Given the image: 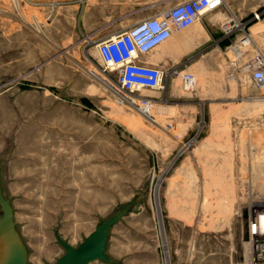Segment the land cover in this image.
Returning a JSON list of instances; mask_svg holds the SVG:
<instances>
[{
    "label": "rangeland",
    "instance_id": "rangeland-1",
    "mask_svg": "<svg viewBox=\"0 0 264 264\" xmlns=\"http://www.w3.org/2000/svg\"><path fill=\"white\" fill-rule=\"evenodd\" d=\"M54 1L0 0V170L28 264L54 261L65 251L57 233L78 244L131 200L111 227L115 261L88 264H240L250 214L264 209V136L244 130L237 142L229 122H264V89L242 72L229 80L206 39L192 47L211 12L153 51L166 66L207 69L190 90L179 76L142 89L160 98L154 123L88 72L113 81L89 35L143 16L101 9L112 25L94 33L87 7L108 0ZM109 1L114 11L145 0Z\"/></svg>",
    "mask_w": 264,
    "mask_h": 264
},
{
    "label": "built area",
    "instance_id": "built-area-1",
    "mask_svg": "<svg viewBox=\"0 0 264 264\" xmlns=\"http://www.w3.org/2000/svg\"><path fill=\"white\" fill-rule=\"evenodd\" d=\"M224 3V0H178L120 29L91 33L88 45L97 48L105 69L113 72L111 85L116 102L147 112L160 98L143 93L142 89L164 88L174 80V76L180 77L184 89L192 87L194 73L181 67V64H147L142 61V57L153 52L175 32L200 20L205 11H212ZM254 15L260 17L259 12ZM236 27H241L244 32L231 46L229 63L236 72H242L243 76L249 75L258 88L264 89V49L247 31L244 23L228 21L223 24L226 33H231ZM262 216L264 209H257L250 214L247 231L250 249L240 264H264Z\"/></svg>",
    "mask_w": 264,
    "mask_h": 264
},
{
    "label": "crops",
    "instance_id": "crops-1",
    "mask_svg": "<svg viewBox=\"0 0 264 264\" xmlns=\"http://www.w3.org/2000/svg\"><path fill=\"white\" fill-rule=\"evenodd\" d=\"M178 0H155L154 2L148 1H138L131 5H124L120 8L122 9L120 12L127 13L132 16H146L155 12L158 9L163 7L170 6L174 4ZM225 3L218 8L210 11L211 16L207 17L203 27L206 30V37L193 38L192 47L202 45L205 41H207V45L213 46L215 48L222 50V55L224 57V63L228 69L227 78L230 80L231 78H240V75L236 72V70L230 65L229 59L231 57V46L235 44L240 37L243 35V29L241 27H236L234 31L231 33H226L223 30V24L225 22H241L245 24L247 31L254 37L256 41L263 47L264 49V0H224ZM108 5V6H105ZM114 6L108 0V2L89 4L87 7V12L89 17V29L92 31L95 28H99L102 26L101 31L108 27V25H112V23L104 24V21L98 17L101 14V9H111L107 11L108 13H114L112 10ZM116 9V8H115ZM259 12L260 17L256 18L255 13ZM130 19H134L131 17ZM180 32V31H178ZM203 40V41H202ZM180 42H177V45H180ZM142 61L147 64H164L163 59L158 54H154L153 52L147 53L142 57ZM198 68L204 66V61L197 60L195 62ZM200 66H199V65ZM231 89V88H230ZM229 89L228 94L231 95V91ZM241 93V92H240ZM242 94V93H241ZM214 95V93H213ZM227 95V94H226ZM213 96V100H214ZM251 100H258L256 93L250 96ZM210 99L208 98V101ZM226 122H224V125ZM214 126V122H209L208 128H212ZM231 127L232 136L235 137L237 142H242L244 130H247V134H249V141H258L257 136L262 133L264 136V122H229ZM247 137V135H246ZM247 140V139H245ZM264 142V139L261 140Z\"/></svg>",
    "mask_w": 264,
    "mask_h": 264
},
{
    "label": "water",
    "instance_id": "water-1",
    "mask_svg": "<svg viewBox=\"0 0 264 264\" xmlns=\"http://www.w3.org/2000/svg\"><path fill=\"white\" fill-rule=\"evenodd\" d=\"M127 202L118 212L99 222L82 241L73 244L57 233L58 241L65 251L47 264H88L102 259L114 262L107 252L112 225L118 221L132 204ZM0 264H28V247L22 238L15 219V208L3 188L0 170Z\"/></svg>",
    "mask_w": 264,
    "mask_h": 264
},
{
    "label": "bare ground",
    "instance_id": "bare-ground-1",
    "mask_svg": "<svg viewBox=\"0 0 264 264\" xmlns=\"http://www.w3.org/2000/svg\"><path fill=\"white\" fill-rule=\"evenodd\" d=\"M54 3V5L55 6H58V1L56 0V1H54L53 2ZM205 12H207V11H205ZM207 14V13H206ZM199 20H197L195 23H197ZM195 23H193V24H195ZM192 24V25H193ZM192 25H190V26H192ZM176 33V32H175ZM174 33V34H175ZM198 33V32H197ZM173 34V35H174ZM172 35V36H173ZM171 36V37H172ZM171 37H169L167 40H165L164 42H162L159 46H163V45H165L166 43H167V41H169V39H171ZM193 37H196V36H193ZM191 38V37H190ZM197 38H199V35H198V37ZM192 40H193V38H192ZM189 41H191V40H189ZM165 43V44H164ZM178 43L177 42H175V43H172V44H168L169 46V50L171 49V50H175V49H177V47H178V45H177ZM159 46L157 47V48H159ZM167 50H168V48H166ZM171 52V51H170ZM173 53V52H172ZM205 59V58H204ZM209 61V60H208ZM199 65V64H198ZM200 66V65H199ZM88 72L91 74V75H93L94 77H96L99 81H101L102 83H103V85L105 84L106 86H108V87H110L111 89H112V85H111V82H110V80H108L107 78H106V76H104L102 73H100V72H97L95 69H93V68H91V69H89L88 70ZM195 74H194V83H193V85H192V87L190 86L189 87V90L190 89H193L196 85H198V87L200 86V85H202V83L204 84L205 83V80L203 79V78H205L206 79V77H207V69L206 68H203V66H201V67H195V72H194ZM95 78V79H96ZM201 79L204 81H202L201 82ZM197 87V88H198ZM203 87V86H202ZM201 87V88H202ZM196 88V87H195ZM203 89V88H202ZM158 104V103H157ZM157 104H155L154 105V107L157 105ZM133 107V106H132ZM153 107V108H154ZM135 108V107H134ZM153 108H150V109H153ZM137 109V108H136ZM149 109V110H150ZM137 110H139L140 111V109H137ZM147 111V112H143V111H140L142 114H144V116H146L147 118H149V120H151L152 122H154V123H157V120H156V118L152 115V113L150 112V111ZM261 223H262V226H263V228H264V216H262L261 217Z\"/></svg>",
    "mask_w": 264,
    "mask_h": 264
},
{
    "label": "flooded vegetation",
    "instance_id": "flooded-vegetation-1",
    "mask_svg": "<svg viewBox=\"0 0 264 264\" xmlns=\"http://www.w3.org/2000/svg\"><path fill=\"white\" fill-rule=\"evenodd\" d=\"M118 8H120V7H116V10H114L116 13H119V12H120V10H119ZM101 29H102V26H100L99 28H95V29L93 30V32H94V33H95V32H99V31H101Z\"/></svg>",
    "mask_w": 264,
    "mask_h": 264
}]
</instances>
